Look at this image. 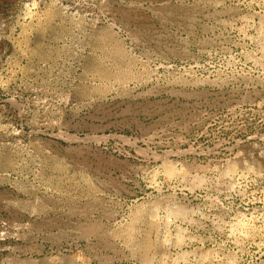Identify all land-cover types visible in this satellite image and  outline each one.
I'll return each mask as SVG.
<instances>
[{
    "label": "rangeland",
    "instance_id": "374dc122",
    "mask_svg": "<svg viewBox=\"0 0 264 264\" xmlns=\"http://www.w3.org/2000/svg\"><path fill=\"white\" fill-rule=\"evenodd\" d=\"M0 264H264V0H0Z\"/></svg>",
    "mask_w": 264,
    "mask_h": 264
},
{
    "label": "water",
    "instance_id": "95a60500",
    "mask_svg": "<svg viewBox=\"0 0 264 264\" xmlns=\"http://www.w3.org/2000/svg\"><path fill=\"white\" fill-rule=\"evenodd\" d=\"M2 52H3V51H0V55H1Z\"/></svg>",
    "mask_w": 264,
    "mask_h": 264
}]
</instances>
